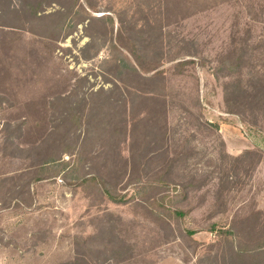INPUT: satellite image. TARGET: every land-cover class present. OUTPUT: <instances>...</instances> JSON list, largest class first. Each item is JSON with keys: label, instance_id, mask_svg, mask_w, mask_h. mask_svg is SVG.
Instances as JSON below:
<instances>
[{"label": "rangeland", "instance_id": "1", "mask_svg": "<svg viewBox=\"0 0 264 264\" xmlns=\"http://www.w3.org/2000/svg\"><path fill=\"white\" fill-rule=\"evenodd\" d=\"M0 264H264V0H0Z\"/></svg>", "mask_w": 264, "mask_h": 264}, {"label": "trees", "instance_id": "2", "mask_svg": "<svg viewBox=\"0 0 264 264\" xmlns=\"http://www.w3.org/2000/svg\"><path fill=\"white\" fill-rule=\"evenodd\" d=\"M131 54L134 57L135 61L138 62V57L139 56L136 54V52H134V51L131 50ZM132 71L135 72L136 69L134 68V70L132 69ZM50 160L53 161L52 158L46 159V161H50ZM45 162H43V163H45ZM78 182L81 185L88 184V183H93L94 185L100 186L101 189H102V191L104 192V194L109 199H111L112 201H121V199H122L121 196H117L116 194H114V193L110 192L109 190H107L105 188V186H104L105 183L102 180H100L97 177H95V176L88 175V176L81 177Z\"/></svg>", "mask_w": 264, "mask_h": 264}]
</instances>
